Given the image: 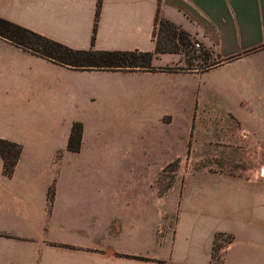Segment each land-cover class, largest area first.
Segmentation results:
<instances>
[{
    "label": "crops",
    "instance_id": "1",
    "mask_svg": "<svg viewBox=\"0 0 264 264\" xmlns=\"http://www.w3.org/2000/svg\"><path fill=\"white\" fill-rule=\"evenodd\" d=\"M97 2L0 0V17L74 49L92 46L118 51H153L158 17L185 31L215 60L206 70L183 72L169 69L172 54L159 53L152 61L153 70H81L0 37V130H6L9 108L19 111L24 130H61L52 169L22 176L16 171L23 145L0 134L22 146L11 175L4 174L0 157V264H172L181 224L200 246L183 264H264V0H101L92 43ZM97 71L127 73L146 81L142 101L159 120L165 116L173 120L171 102L184 99V94L170 92L166 77L216 73L211 87L225 100V114L231 120L226 135L234 157L207 165L193 160L191 169L184 171L166 255L153 248H137L138 237L143 242L147 229L150 244L154 243L153 190L106 191L103 182L59 173L55 164L58 154L79 153L86 144L84 122L73 116L63 118L61 113L69 110L73 97L81 101L87 96L86 79ZM200 90L189 107V130H196ZM202 94L207 97L204 89ZM74 122L83 126L78 152L67 149ZM216 125L212 122L210 130H221ZM238 149L241 158H235ZM167 156L160 159L159 166ZM223 166L225 172L212 168ZM196 175L217 185L214 191L209 188L208 194L215 200L209 197L208 206L195 199L185 201L186 183ZM203 188L198 187V193ZM168 197L169 191L159 197L161 205ZM161 205V212L168 213ZM220 233L231 240L220 248L216 261L212 252ZM165 243L155 241V246Z\"/></svg>",
    "mask_w": 264,
    "mask_h": 264
},
{
    "label": "rangeland",
    "instance_id": "2",
    "mask_svg": "<svg viewBox=\"0 0 264 264\" xmlns=\"http://www.w3.org/2000/svg\"><path fill=\"white\" fill-rule=\"evenodd\" d=\"M156 40L167 50L174 47L178 50L166 52L172 54L169 56L173 63L167 69L183 72L206 70L215 60L207 49L200 44L196 46V41L191 38L182 42L175 37L172 41L164 31L156 30ZM215 78L214 71L166 77L170 92L179 96L184 94V99L171 102L173 120L170 116L159 120L158 115L146 110L147 106L142 101L146 95L142 84L146 81L127 73L97 71L86 79L87 96L81 101L73 97L69 110L61 113L63 118L73 116L84 122L86 144L79 153L65 151L55 157L59 173L70 174L80 180L93 177L95 182H103L106 191L142 190L149 193L153 190L154 243L150 244V231L147 229L143 231V235H147L143 242L138 237L137 248H153L154 252L158 250L161 255L167 254L169 237L176 223L178 199L182 193L180 179L185 170L191 169L193 160L207 165L216 161L224 163L234 157L229 147V136L226 135L231 120L225 114V100L211 87ZM198 88L201 94L196 111V130H189L192 126L189 107ZM203 89L207 97L202 94ZM7 121L6 130H0V134L17 139L23 145V156L16 175L36 174L40 170L49 172L54 152L61 145V130H24L23 117L14 108H9ZM214 121L216 128L221 130H210ZM243 153L245 157L247 152ZM165 154L168 156L159 166ZM236 154L235 158H241L240 149L236 150ZM212 168L220 172L227 170L224 166ZM220 185L223 186L221 189H226L224 184ZM200 186L204 190L198 193ZM209 188L214 191L217 185L202 175L191 177L186 183L185 201L195 199L201 201L202 206H208L210 199L215 200L214 195L209 196ZM165 191H169V197L161 205L159 197ZM160 205L163 210L168 209V213H162ZM229 238L223 233L217 235L212 252L214 260L219 259L220 248ZM155 241L156 244L166 243L158 248ZM197 248H200L199 244L192 241L191 234L181 224L175 235L172 264H183L184 258L195 254Z\"/></svg>",
    "mask_w": 264,
    "mask_h": 264
},
{
    "label": "trees",
    "instance_id": "3",
    "mask_svg": "<svg viewBox=\"0 0 264 264\" xmlns=\"http://www.w3.org/2000/svg\"><path fill=\"white\" fill-rule=\"evenodd\" d=\"M100 5L101 0H98L92 43L94 41ZM156 30L158 32L164 31L166 37L170 36L172 41H174L175 37L182 42L190 38L185 31L178 28L175 24L158 17L156 18L154 37ZM0 37L55 63L81 70H153L155 67L152 65V61L159 53L178 51L176 47L167 50L158 40L155 41L153 51L96 50L92 46L88 49H74L3 17H0ZM204 56L207 57L206 53H204ZM82 132V124L80 122H74L67 141L68 150L73 152L80 150ZM21 152V144L0 138V157L3 161L4 174L11 175L13 173ZM217 235L214 239V245ZM229 240H231V237Z\"/></svg>",
    "mask_w": 264,
    "mask_h": 264
},
{
    "label": "built area",
    "instance_id": "4",
    "mask_svg": "<svg viewBox=\"0 0 264 264\" xmlns=\"http://www.w3.org/2000/svg\"><path fill=\"white\" fill-rule=\"evenodd\" d=\"M196 46H199V44L196 42V44H195Z\"/></svg>",
    "mask_w": 264,
    "mask_h": 264
}]
</instances>
